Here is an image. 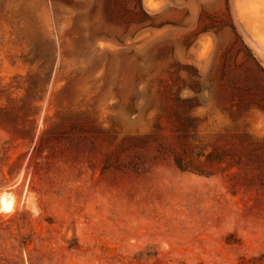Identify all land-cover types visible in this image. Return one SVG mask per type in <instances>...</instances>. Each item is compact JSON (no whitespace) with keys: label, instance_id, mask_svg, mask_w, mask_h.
<instances>
[{"label":"rangeland","instance_id":"obj_1","mask_svg":"<svg viewBox=\"0 0 264 264\" xmlns=\"http://www.w3.org/2000/svg\"><path fill=\"white\" fill-rule=\"evenodd\" d=\"M141 6L0 0V264H264V0Z\"/></svg>","mask_w":264,"mask_h":264},{"label":"trees","instance_id":"obj_2","mask_svg":"<svg viewBox=\"0 0 264 264\" xmlns=\"http://www.w3.org/2000/svg\"><path fill=\"white\" fill-rule=\"evenodd\" d=\"M138 5H139V12H138V25L140 26V29H144L148 27L149 25L147 24L148 21L150 20V17L147 15V13L143 10L141 6V0H138ZM175 165L181 170L182 172H185L186 170L183 169L180 165L179 161H175Z\"/></svg>","mask_w":264,"mask_h":264},{"label":"bare ground","instance_id":"obj_3","mask_svg":"<svg viewBox=\"0 0 264 264\" xmlns=\"http://www.w3.org/2000/svg\"><path fill=\"white\" fill-rule=\"evenodd\" d=\"M13 210V203L5 197L0 198V213H10Z\"/></svg>","mask_w":264,"mask_h":264}]
</instances>
